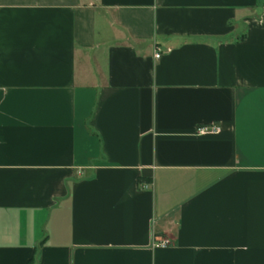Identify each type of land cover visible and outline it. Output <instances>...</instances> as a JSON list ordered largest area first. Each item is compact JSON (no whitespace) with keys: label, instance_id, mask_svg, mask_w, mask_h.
Wrapping results in <instances>:
<instances>
[{"label":"crops","instance_id":"crops-1","mask_svg":"<svg viewBox=\"0 0 264 264\" xmlns=\"http://www.w3.org/2000/svg\"><path fill=\"white\" fill-rule=\"evenodd\" d=\"M0 264H264V0H0Z\"/></svg>","mask_w":264,"mask_h":264},{"label":"built area","instance_id":"built-area-1","mask_svg":"<svg viewBox=\"0 0 264 264\" xmlns=\"http://www.w3.org/2000/svg\"><path fill=\"white\" fill-rule=\"evenodd\" d=\"M161 53H162L161 49L157 47L154 50V58L158 59L161 56ZM212 129H214V128L210 127V126H200L197 128V132L204 133V132L212 130ZM145 186H146V184H145ZM169 243H170V240L165 238V239H162L159 243H157V245L165 246V245H168Z\"/></svg>","mask_w":264,"mask_h":264}]
</instances>
